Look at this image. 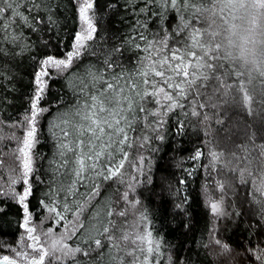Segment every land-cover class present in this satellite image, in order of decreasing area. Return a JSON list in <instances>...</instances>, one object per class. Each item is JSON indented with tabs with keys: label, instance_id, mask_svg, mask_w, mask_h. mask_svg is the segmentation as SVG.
Here are the masks:
<instances>
[{
	"label": "snow or ice",
	"instance_id": "1",
	"mask_svg": "<svg viewBox=\"0 0 264 264\" xmlns=\"http://www.w3.org/2000/svg\"><path fill=\"white\" fill-rule=\"evenodd\" d=\"M73 2L83 27L75 33L72 51L67 52L63 59L48 55L37 61L40 70L33 74L35 89L28 109L30 115L24 118L23 147L19 149L25 177L23 184L27 186L13 196L23 206L24 226L30 219L29 206L25 201L32 195L27 177L33 171L32 158L27 150L34 143L37 117L48 111L39 106L46 87L44 77L49 75L50 67L62 70L71 67L74 58H79L81 50L87 47L86 42H95L96 36H100V41L95 42L93 54L100 67L85 68L78 90L73 86L76 92L73 104L61 115L63 127L60 128V136L63 139L59 144V155L62 159L56 172L66 170L64 175L69 181V193L79 183L89 188L88 199L100 197L97 180L108 181L121 175L128 157L123 146L131 147L128 132L135 130L133 125L139 114H145V120L148 116L158 115L142 106L147 104L158 105L165 114L178 108L185 109V116L198 117L202 124H217L229 139L242 131L240 142H233L234 150L231 151V156L238 161L235 170L241 178L245 174L252 177L256 173L264 176V0H139V3L136 0H123V3L110 0L105 9L115 11L122 8L125 15L119 17L118 23L126 24L130 31L120 36L112 32V43L107 47L109 37L102 35L101 29L93 22L96 0ZM0 4L4 5L0 7L2 38H6L3 34L12 27L5 22L6 16L15 15L18 19L30 21L29 32H51L49 25L55 23L52 17L60 8L57 0H27L21 5L23 12L28 13L24 16L22 12L13 13V4L9 0H0ZM41 7L45 10L43 14ZM236 21L246 23L247 27L241 31V24ZM31 25L43 27L33 28ZM152 29L157 31L152 32ZM133 32L134 36L131 35ZM146 32L152 33L153 38L149 39ZM137 40L142 43H136ZM47 43L45 41L46 46ZM126 46H134L148 55L141 57L134 51L125 56L129 50ZM17 55L19 53L15 49L0 47V62L5 65L12 63ZM126 63L131 64L134 70L125 68ZM13 79V75L5 76L0 71V81L12 83ZM233 115L237 119L229 128H224ZM163 123L162 120H156L154 124L148 121L147 126L156 131L163 127ZM184 127V121L177 120L175 134L180 135ZM158 138L163 139L162 136ZM144 140L147 141L148 137ZM117 155L121 156L118 162ZM201 155L203 153L197 149L192 159ZM211 155L216 160L223 152H212ZM144 159V156L138 158L141 165ZM2 163L0 161V165ZM178 183L183 184L184 181ZM128 187L132 189L133 186L130 184ZM60 190H65L63 183ZM248 196L254 205L253 215L260 218L250 217V226L261 225L264 221V181L260 184L253 182ZM177 199L179 202L173 205L174 209L187 214L188 198L181 195ZM120 200L132 207L140 203L138 199L129 200L128 191L122 193ZM40 204L50 213L60 216L55 206L49 207L43 201ZM64 207L67 209V205ZM5 210L0 207V213ZM211 211L218 213L219 206L213 203ZM82 212L83 205L78 204L77 221ZM95 216H102L107 222L100 219V227L96 228L95 234L87 233L85 224L79 223L75 232L81 233L82 240L75 246L62 243L57 249L54 243L49 250L43 245L28 244L27 247L39 256V259L33 256L30 264H44L46 259L54 260L56 264H63L65 259L69 264H161L158 258L162 255L161 243L151 231L127 232L117 226L113 217L126 218V211L117 212L107 206ZM142 219L147 222L148 218L142 216ZM183 227L187 230L189 224L184 223ZM26 230L29 239L39 241V237L33 235L35 228ZM215 243L219 245L220 241ZM222 248L227 251L229 246L225 244ZM58 251L62 255H58ZM244 252L250 264H264V249L257 252L255 247H247ZM0 264H17V261L5 255Z\"/></svg>",
	"mask_w": 264,
	"mask_h": 264
},
{
	"label": "trees",
	"instance_id": "2",
	"mask_svg": "<svg viewBox=\"0 0 264 264\" xmlns=\"http://www.w3.org/2000/svg\"><path fill=\"white\" fill-rule=\"evenodd\" d=\"M109 2L110 0H96V15L93 21L101 29V34L109 37L105 47L112 43V32L120 36L130 31L126 24L118 23L119 17L125 15L124 10L105 9V5ZM9 3L13 4V13L22 12L24 16L28 15L21 7L22 4L27 3V0H19V2L9 0ZM57 3L60 4V8L52 17L55 23L49 25L51 32L46 30L29 32L30 21L18 19L15 15L6 16L5 22L12 27L3 34L6 38L0 37V47L15 49L19 55L8 65L0 62V71H3L5 76L14 77L12 83H8L7 80L0 81L3 85L0 87V132L6 134L0 139L1 148L11 143L13 132L23 126L25 116L30 114L28 109L35 89L33 74L40 70L37 61L48 55L62 59L67 52L72 51L75 33L79 32L77 8L73 0H57ZM136 3H139V0H136ZM3 6L0 4V7ZM40 10L42 14L45 11L43 7ZM31 27L43 26L31 25ZM155 31L157 30L152 29V32ZM145 34L149 39L153 38L152 33ZM131 35L134 36L135 33ZM45 41L48 42L47 46ZM99 41L100 36H96L95 42ZM30 42L31 46H29ZM95 42H86L87 47L81 50L79 58H74L71 67L59 71L50 69L49 75L44 79L46 87L39 106L48 111L38 116L35 123L36 134L32 147L33 171L29 176L32 195L25 201L29 206L32 220L42 221L54 231H63L65 242L70 246L81 243V233L75 232L79 223L85 224L87 233L95 234L96 228L100 227V219L107 222L106 218L95 216L96 212L102 211L107 206H111L117 212H127L126 218L113 217L121 230L131 231L130 221L133 218L126 204L120 200V196L126 191V171L122 170L123 168L121 175L112 180H97L101 195L94 199L87 198L89 188L79 183L75 185L73 192L69 193L67 191L69 181L64 175L66 170L61 169L60 173L56 172L62 159L59 155V144L63 139L60 136V128L63 127L61 115L74 102L76 92L73 86H77L78 90L79 79L83 77L86 67H100L93 54ZM136 43L142 42L137 40ZM126 47H129V50L125 52V56H130L134 51L141 57L148 55L147 52L139 51L134 46ZM125 68L134 70L128 63L125 64ZM160 99L162 104L163 100ZM136 100L139 103V97ZM142 106L157 112L158 115L148 116L145 120L143 118L145 114L140 113L139 119L133 125L135 130L128 132L131 147L124 145L123 148L128 153L127 159L134 152L139 151L140 155L149 162L146 175L134 191L135 199L140 201L135 207L134 217L143 229L151 231L153 237L160 240L162 255L158 258L161 264H250L244 249L255 247L257 252L264 249V221H261V225L250 226L252 219H260L253 215L254 205L251 204L248 196V192L252 189V180L249 176L243 177L244 179L239 176L241 178L239 179L233 169H225L217 163L212 169L207 165L210 146L214 150L231 153L234 150L233 142H240L242 131L236 132L229 139L217 124L211 122L202 124L198 117L185 116V109L178 108L175 112L165 114L156 104ZM236 119L237 117L233 115L227 120L224 128H229ZM156 120H162L163 127L153 131V128L147 126L148 121H153L154 124ZM177 120L184 121L185 124L180 135L175 134ZM160 136L163 137L162 140L158 138ZM144 137H148V140L145 141ZM197 149L203 155L198 159H192ZM3 151L6 154L4 148L0 149V153ZM120 158V155L116 156L117 162ZM5 160L8 163V160ZM206 172H211V175L207 176ZM257 174L259 173H256L258 180L260 176ZM210 179L213 182L210 184L212 194L217 193L216 198L221 200L222 212L217 218L210 212L202 195L204 183ZM180 180L184 183L179 184ZM61 183L65 186L64 191L60 190ZM228 183L234 191H230ZM220 185H223V188ZM181 195L188 198L187 214L173 207L179 202L177 197ZM40 201L49 207L55 206L63 219L61 220L56 213H50L47 207L41 206ZM78 204L83 205L79 221L75 214ZM0 207L6 209L0 213V255H10L22 232L23 206L14 199L2 197ZM142 216H147V222L143 221ZM184 223L189 224L187 230L183 227ZM213 237L220 241L218 247L211 242ZM225 244L229 246L227 251L222 248ZM63 264H69L67 259Z\"/></svg>",
	"mask_w": 264,
	"mask_h": 264
},
{
	"label": "rangeland",
	"instance_id": "3",
	"mask_svg": "<svg viewBox=\"0 0 264 264\" xmlns=\"http://www.w3.org/2000/svg\"><path fill=\"white\" fill-rule=\"evenodd\" d=\"M236 14L241 15V13H236ZM90 15H91V13H90ZM236 23L241 24V31H243V29L247 27L246 23H242L240 21H236ZM82 27L83 26H82L81 22L79 21V31L82 30ZM50 69H55L58 71L62 70V69L50 67V68H48L49 73H50ZM44 79H45V77H44ZM25 128H26L25 124H23V126L17 128L11 136V139H10L11 143H8V144L4 145V147H3L4 150L6 151V154L4 153V151L2 153H0V160L2 159V161H3L2 165H0V193H2L3 195H0V198L7 197V198L13 199L14 195L22 192L23 188L27 186V185L23 184V180L25 179V177H24L23 168H22V156L19 152V149L21 147H23L22 140H23ZM5 135H6L5 133L0 132V139ZM9 138H10V136H8V139ZM32 147H31V149L27 150V151H29L31 158H32ZM3 148L0 147L1 150H3ZM212 152H216L217 154H220L222 151L219 149L214 150L210 146V151L208 154V162H207V165L210 166V169H212L214 164L217 163L218 165L224 167L225 169H230V170L233 169L234 174L237 175V178H239L240 175L235 170L237 167L238 161H236L231 156V153L223 152V155H219V159L213 160L212 155H211ZM140 156L141 155H140L139 151L134 152L125 161L124 167L122 169V170L126 171V173H125L126 186L125 187H126V191L129 192V200L135 199L134 191H135L136 187L139 185V183L142 181L144 176L146 175V170H148V166H147V163L149 164L148 159L147 158L144 159L143 164L141 165L138 161V158ZM5 159L8 160V163H6ZM137 169H139V171ZM30 174L31 173H29V175L27 177L28 180H29ZM208 175L210 176L211 172H208L207 176ZM258 176H260V179H258V180H257L258 177L256 176V174L253 175L252 177H250L252 180V183L254 182L255 184H260L262 181H264V176H261L260 174ZM133 177H136V179H133ZM244 178H247V174L244 175ZM244 178H242V179H244ZM239 179H241V178H239ZM137 181H140V182L138 183ZM212 183L213 182L211 181V179L207 180L204 183V186L202 188V195H203L205 204L210 209V212L213 214V216L215 218H217L218 215L222 212V207H221V202H220L221 200L216 198L217 193L214 194L215 196L212 194L211 187H210V184H212ZM130 184L133 186L132 189H129V187H128ZM228 185H229V188H231L230 191L231 190L234 191V188H232L231 184L228 183ZM16 201H18V200H16ZM124 203L126 204V207L129 211V214H131L133 216L132 220L130 221L131 231L132 232L133 231L140 232L141 229H143V228L141 227L139 222L136 220V217H134L135 216L134 210H135L136 206L132 207L131 205L127 204L126 202H124ZM213 203H216L219 206V212L218 213H213L211 211V205ZM219 216H221V214ZM214 217H213V219H214ZM29 227L35 228V232L33 233V235L39 237L38 242L33 241V240L28 238V233H27L26 228H29ZM131 231L129 229L127 230V232H131ZM215 241H216V239L213 237L211 242L215 246L218 247L219 245L216 244ZM54 243L56 244L57 249H59L61 247L62 243L66 244L65 234L63 231H61V230L60 231H54L50 227H47L45 225V223L42 221L41 222L33 221L31 216H30V219H29L27 226H24V216H23L22 232H21V234H20V236H19V238L15 244L14 249L12 250V253L10 255H7V256H9L11 259H15L17 261V263H19V264H30V261H31L33 256H35L37 259H39V256L37 253L33 252L32 249L27 247L28 244H35L36 247L43 245L45 248L52 250V246ZM17 252L21 253V255H19V256L16 255ZM24 253H28L29 255L25 256V255H23ZM57 254L62 255V253L59 251L57 252ZM3 256H5V255H0V260H2ZM54 262H55L54 260L50 261V260L46 259L44 264H49V263L52 264Z\"/></svg>",
	"mask_w": 264,
	"mask_h": 264
},
{
	"label": "water",
	"instance_id": "4",
	"mask_svg": "<svg viewBox=\"0 0 264 264\" xmlns=\"http://www.w3.org/2000/svg\"><path fill=\"white\" fill-rule=\"evenodd\" d=\"M17 264H19V263H17Z\"/></svg>",
	"mask_w": 264,
	"mask_h": 264
}]
</instances>
